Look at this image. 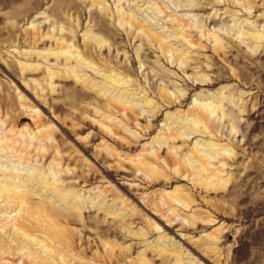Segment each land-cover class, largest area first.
<instances>
[{
	"label": "rangeland",
	"instance_id": "1",
	"mask_svg": "<svg viewBox=\"0 0 264 264\" xmlns=\"http://www.w3.org/2000/svg\"><path fill=\"white\" fill-rule=\"evenodd\" d=\"M0 264H264V0H0Z\"/></svg>",
	"mask_w": 264,
	"mask_h": 264
},
{
	"label": "bare ground",
	"instance_id": "2",
	"mask_svg": "<svg viewBox=\"0 0 264 264\" xmlns=\"http://www.w3.org/2000/svg\"><path fill=\"white\" fill-rule=\"evenodd\" d=\"M97 3V2H96ZM129 19V18H128ZM178 29V28H177ZM184 29V28H182ZM172 30V29H171ZM208 33V32H207ZM251 33V32H250ZM210 34V33H209ZM214 35V34H213ZM259 35V34H258ZM183 36V35H182ZM245 36V35H244ZM258 37V36H257ZM219 41V40H218ZM187 42V41H186ZM217 43V42H216ZM110 77V76H109ZM115 79V78H114ZM122 83V82H121ZM46 212V211H45Z\"/></svg>",
	"mask_w": 264,
	"mask_h": 264
}]
</instances>
